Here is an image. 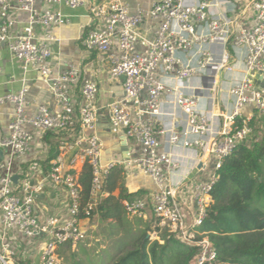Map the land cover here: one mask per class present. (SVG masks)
<instances>
[{"label": "built area", "instance_id": "built-area-1", "mask_svg": "<svg viewBox=\"0 0 264 264\" xmlns=\"http://www.w3.org/2000/svg\"><path fill=\"white\" fill-rule=\"evenodd\" d=\"M60 5L86 10L82 47L104 55L110 78L121 81L122 97L105 107L109 127L137 146L136 156L129 149L101 163L97 84L80 79L71 64L53 71L50 29L69 22ZM0 44L24 75L50 90L56 107L27 115L25 83L0 96V106L13 107L0 137V264H57L59 248L86 239L81 222L118 166L136 168L154 186L148 200L122 201L127 216L145 220L151 212L156 240L164 232L195 247L192 264H223L200 228L223 160L256 141L254 122L264 119V0H155L146 9L119 1L0 0ZM36 132L66 138L33 181L27 157ZM84 165L92 177L82 206ZM47 188L65 191L66 209L41 219L35 199Z\"/></svg>", "mask_w": 264, "mask_h": 264}, {"label": "trees", "instance_id": "trees-1", "mask_svg": "<svg viewBox=\"0 0 264 264\" xmlns=\"http://www.w3.org/2000/svg\"><path fill=\"white\" fill-rule=\"evenodd\" d=\"M52 135L64 137L62 133ZM48 145L49 154L42 164L44 173L58 153V142ZM123 173L120 167L108 172L102 184V191L107 196L98 201L90 214V217L96 215L110 223L112 232L123 233L128 247L113 258L112 264H192L195 247L168 238L164 232L158 234V240L151 242L148 233L153 230V217L144 220L126 215L122 201L142 199V192L128 193L124 188ZM218 176L201 232L206 233L214 246L219 262L264 264V128L256 141L238 145L223 160ZM91 177L90 168L84 165L79 173L82 206L89 201ZM70 246H62L57 254L64 247L69 250ZM84 261L86 259H79L73 264H83Z\"/></svg>", "mask_w": 264, "mask_h": 264}, {"label": "crops", "instance_id": "crops-1", "mask_svg": "<svg viewBox=\"0 0 264 264\" xmlns=\"http://www.w3.org/2000/svg\"><path fill=\"white\" fill-rule=\"evenodd\" d=\"M99 2L119 1L129 5L131 8L140 6L144 9L150 8L155 0H91ZM59 12L69 18L66 25L50 29V33L57 39L51 44L52 57L50 65L54 72L64 69L68 64L75 67L80 74V79H90L97 84L98 99L97 106L100 109L99 121L96 134L103 144L101 163L104 164L116 156L123 154L126 150H134L133 156L137 155L138 148L132 142L122 136L121 131L112 130L108 124V116L105 107L112 101L122 97L120 80H113L109 76V63L106 57L96 52H86L81 44L84 33L88 30L87 12L84 8L69 10L64 5L58 7ZM25 16H19L24 19ZM145 27V26H144ZM20 26H16L17 30ZM23 79L26 82H23ZM27 85L28 91L26 101L28 103L25 111L27 115L37 112L39 106H47L52 111L56 110L50 90L36 78L33 73L24 75L19 62L8 52L5 45L0 44V96L16 94L23 84ZM13 107L9 104L0 106V137L7 133V124L11 121ZM58 134V133H54ZM54 137L52 133L36 132L33 144L27 157L33 181L38 180L43 173V162L49 154V143L59 142L66 138ZM120 167V166H118ZM40 168V169H38ZM123 169V184L128 193L142 192V199L148 200L153 194L154 186L144 175L138 173L136 168ZM81 172V171H80ZM102 191L99 198L106 197ZM66 193L62 188H47L42 194L36 196L35 208L38 216L42 219L47 215H62L65 212ZM190 206V203L187 202ZM151 212L147 213V219L152 218ZM86 220H82L81 224ZM88 221V220H87ZM162 243V242H161Z\"/></svg>", "mask_w": 264, "mask_h": 264}, {"label": "rangeland", "instance_id": "rangeland-1", "mask_svg": "<svg viewBox=\"0 0 264 264\" xmlns=\"http://www.w3.org/2000/svg\"><path fill=\"white\" fill-rule=\"evenodd\" d=\"M263 122L264 120L258 119L254 124L256 139L263 131ZM87 220L85 221L86 224L84 222L82 224L86 232V239L77 245L70 246L69 250L64 247L60 254H57V264H73L74 261L79 259H86L83 264H112L113 258L127 249L128 246L125 245L123 233L121 231L112 232L109 227L110 223L102 221L96 215ZM148 239L151 242L156 240L150 235V232L148 233ZM81 250L84 252L82 253ZM64 258L67 259L66 262Z\"/></svg>", "mask_w": 264, "mask_h": 264}, {"label": "water", "instance_id": "water-1", "mask_svg": "<svg viewBox=\"0 0 264 264\" xmlns=\"http://www.w3.org/2000/svg\"><path fill=\"white\" fill-rule=\"evenodd\" d=\"M2 158V152L0 151V159ZM16 180H17V177L15 176V177H13L12 178V181L15 183L16 182Z\"/></svg>", "mask_w": 264, "mask_h": 264}]
</instances>
